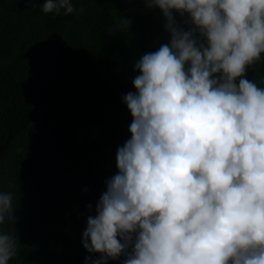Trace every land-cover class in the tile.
I'll return each mask as SVG.
<instances>
[{
	"label": "clouds",
	"instance_id": "9594fccd",
	"mask_svg": "<svg viewBox=\"0 0 264 264\" xmlns=\"http://www.w3.org/2000/svg\"><path fill=\"white\" fill-rule=\"evenodd\" d=\"M142 2L160 9L171 38L135 63L137 91L123 96L131 137L87 218L83 247L101 255L84 264L121 254L123 264H264V88L245 78L264 63V0ZM37 7L76 11L71 0H27ZM131 23L121 16L107 31ZM12 201L0 192V224ZM19 243L0 232V264Z\"/></svg>",
	"mask_w": 264,
	"mask_h": 264
},
{
	"label": "trees",
	"instance_id": "16d2710c",
	"mask_svg": "<svg viewBox=\"0 0 264 264\" xmlns=\"http://www.w3.org/2000/svg\"><path fill=\"white\" fill-rule=\"evenodd\" d=\"M71 2L76 11L58 15L0 0V192L12 195L14 208L0 232L20 242L9 264H84L101 255L89 253L82 236L119 171L117 149L131 137L123 96L137 91L135 63L171 38L159 8ZM121 16L130 29L109 33ZM187 19L176 14L182 27ZM245 78L264 88V63Z\"/></svg>",
	"mask_w": 264,
	"mask_h": 264
},
{
	"label": "rangeland",
	"instance_id": "374dc122",
	"mask_svg": "<svg viewBox=\"0 0 264 264\" xmlns=\"http://www.w3.org/2000/svg\"><path fill=\"white\" fill-rule=\"evenodd\" d=\"M135 6H141L143 4L142 0H132Z\"/></svg>",
	"mask_w": 264,
	"mask_h": 264
}]
</instances>
